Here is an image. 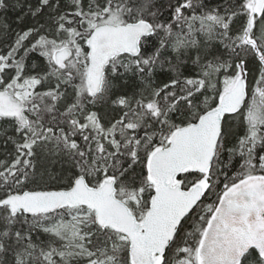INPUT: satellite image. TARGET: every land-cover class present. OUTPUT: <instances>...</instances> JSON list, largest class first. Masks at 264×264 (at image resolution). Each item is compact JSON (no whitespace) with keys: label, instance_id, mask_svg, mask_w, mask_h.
I'll list each match as a JSON object with an SVG mask.
<instances>
[{"label":"snow or ice","instance_id":"obj_1","mask_svg":"<svg viewBox=\"0 0 264 264\" xmlns=\"http://www.w3.org/2000/svg\"><path fill=\"white\" fill-rule=\"evenodd\" d=\"M0 264H264V0H0Z\"/></svg>","mask_w":264,"mask_h":264}]
</instances>
